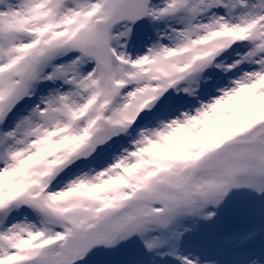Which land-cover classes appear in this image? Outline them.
I'll use <instances>...</instances> for the list:
<instances>
[{"label": "snow or ice", "instance_id": "1", "mask_svg": "<svg viewBox=\"0 0 264 264\" xmlns=\"http://www.w3.org/2000/svg\"><path fill=\"white\" fill-rule=\"evenodd\" d=\"M0 264H264V0H0Z\"/></svg>", "mask_w": 264, "mask_h": 264}]
</instances>
